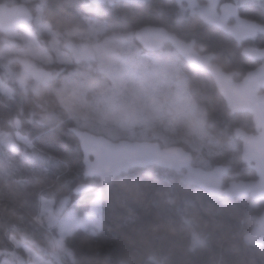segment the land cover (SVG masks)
<instances>
[{"label": "trees", "instance_id": "1", "mask_svg": "<svg viewBox=\"0 0 264 264\" xmlns=\"http://www.w3.org/2000/svg\"><path fill=\"white\" fill-rule=\"evenodd\" d=\"M0 4H27L34 13L32 22L14 28L34 24L38 14L54 32L85 30L97 20L107 33L127 35L147 55L148 63L162 53L178 59L188 92L205 110L208 130L220 144L197 143L190 126L177 117H163L146 130V139L136 140L158 141L162 147L182 145L203 169L226 166L230 175L225 185L256 179L255 171L243 162L237 136L239 128L255 131L252 116L232 113L213 78L191 69L173 47L148 52L134 38L144 26H163L211 52L215 62L233 72L238 81L254 70L256 62L242 53L243 45L229 33L206 24L198 14L182 19L177 5L164 0L113 5L88 0H0ZM240 9L243 16L264 26V0L246 1ZM5 33L0 32V50ZM36 36L45 38L40 33ZM251 44L264 48V30ZM19 65L17 60L11 67L17 71ZM48 65V77L41 79L50 80L36 89L34 79L26 86L21 84L0 58V135L22 134L32 144L11 147L0 137V264L13 252L25 256L12 236L54 264H264V245L255 247L244 241L264 210V199L214 196L189 183L183 170L157 165L134 168L108 184L87 177L78 133L88 131L114 141L128 137L117 136L109 118L103 128L97 122H86V105L81 102L72 107L78 111L69 112L63 96L76 91L80 100L94 103L98 93L112 85V77L107 68L99 71L95 63L55 61ZM2 80L13 95L3 92ZM83 184H91L92 189L76 193L75 188ZM96 193L101 195V212L100 227L95 230L75 228L62 237L42 216L44 199L59 201L68 196L70 207L83 214L90 210Z\"/></svg>", "mask_w": 264, "mask_h": 264}, {"label": "rangeland", "instance_id": "2", "mask_svg": "<svg viewBox=\"0 0 264 264\" xmlns=\"http://www.w3.org/2000/svg\"><path fill=\"white\" fill-rule=\"evenodd\" d=\"M186 1L184 7H188L190 12H198L212 23L220 22L218 15L215 14L218 11V0ZM236 1L244 3L262 0ZM206 8H214L215 11ZM182 13L184 14V11ZM259 27L260 30H264L263 25ZM38 33L44 34L45 38H37ZM3 39L5 45L0 50V58L5 61L11 74L25 86L30 79H34L36 89L47 84L50 79H41V71H48V64L55 61L65 64L82 61L89 65L95 63L99 66V71L107 68L112 77V85L101 90L94 103L86 104L84 100H80L81 94L76 91H69L63 96L69 112L71 109L78 111L72 108L75 107V103L81 102L86 105L83 109L85 121L88 123L97 122L98 126L103 128L106 119L109 118L114 122V132L117 136L125 134L128 139L136 140L138 137L146 139V130L163 117H177L190 126L197 143L215 146L220 144L212 138L208 130L205 110L188 92L187 81L180 73L178 59L168 58L162 53L155 56L152 63H148L145 58L147 55L139 52L127 35L107 33L105 26L97 20H92L85 30L73 28L64 32H54L42 20L41 14H38L34 24L16 27L6 32ZM17 60L20 61V65L15 71L11 64ZM69 82L68 84H71ZM128 82L130 87L127 86ZM1 86L3 92L13 95V89L5 80H2ZM0 137L11 147L32 146L22 134L14 137L3 133ZM193 163L195 165L194 160ZM226 186L224 184V188ZM69 202L68 196L59 201L49 199L42 201V216L49 226L58 228L62 237L71 229L95 230L100 227V193H96L90 210L83 214L77 207H70ZM11 238L18 247L23 248L25 256L22 258L17 252H13L2 261V264H15L16 261L18 264H54L22 239L13 236Z\"/></svg>", "mask_w": 264, "mask_h": 264}, {"label": "water", "instance_id": "3", "mask_svg": "<svg viewBox=\"0 0 264 264\" xmlns=\"http://www.w3.org/2000/svg\"><path fill=\"white\" fill-rule=\"evenodd\" d=\"M93 4L118 2H146L147 0H88ZM221 18H234L236 24L232 36L236 40L252 39L260 31L257 23L242 17L235 3L221 5ZM34 13L27 4H0V31L12 30L18 24H29ZM135 40L148 52H155L170 43L191 69L207 72L214 80L232 113H248L255 125L254 132L237 129L242 142L243 162L256 173L253 180H232L224 188V180L230 175L226 166L206 170L193 163V153L182 145L162 147L158 141H138L121 139L111 140L103 135L84 131L77 134L84 153V174L98 177L103 183L113 182L123 173L134 168H146L157 165L162 168L183 170L186 180L214 196L229 199L251 197L264 199V79H260L256 70L249 71L241 80H235L234 73L224 70L213 62L210 54H201L195 48V42H186L163 26L147 25L134 33ZM251 60L264 59V48L247 47L242 52ZM41 77H48V71H42ZM91 184L75 188L76 193L89 191ZM250 246L264 245V210L257 216L253 228L244 236Z\"/></svg>", "mask_w": 264, "mask_h": 264}, {"label": "flooded vegetation", "instance_id": "4", "mask_svg": "<svg viewBox=\"0 0 264 264\" xmlns=\"http://www.w3.org/2000/svg\"><path fill=\"white\" fill-rule=\"evenodd\" d=\"M147 1H149V0H147ZM146 1V2H147ZM164 1H167V2H170V3H173V5H177V7L179 8V14L181 15L180 17L182 18V19H184L185 17H186V15H191V14H198L199 16H201L202 17V19L205 21V23L206 24H211V25H215V26H217L218 28H220L221 30H223V31H225V32H227V33H229L230 35H231V37L235 40V41H237V42H239V43H241L242 45H243V49H242V52H243V50L245 49V48H247V47H256V46H253V44H251V42L253 41V39L255 38H252V39H245V40H236L233 36H232V31H233V28H234V26H235V24H236V21H235V19L234 18H230V19H227V20H225V19H222L221 18V15H222V12H221V5L222 4H224V3H227V2H232V3H235L236 5H237V7H238V9H239V13H240V15L242 16V17H244V18H246V19H248L246 16H243L242 15V13H241V9H240V5L242 4V3H237V1L235 2V0H218L219 2H218V11L215 13L216 15H218V17H219V20H220V22H217V24L216 23H212V22H210V21H208L207 19H205V17L203 16V15H201L200 13H198V12H190L189 10L190 9H188V7L187 8H185L184 7V5L186 4V0H164ZM202 1H204V2H207L208 0H202ZM206 9H210V10H214L215 11V9L213 8H206ZM182 11H184V14L182 13ZM213 17V16H212ZM248 20H250V19H248ZM251 21H253V22H255L254 20H251ZM255 23H257V22H255ZM258 24V23H257ZM154 26V25H153ZM258 26H260L259 24H258ZM259 29H260V27H259ZM261 31V30H260ZM259 31V32H260ZM1 32V31H0ZM7 32V31H6ZM180 38V37H179ZM180 39H182V40H184V41H186V42H191V41H193V40H191V38H188V39H183V38H180ZM196 42H195V48L201 53V54H210L212 57H213V62L214 63H217V62H215V59H214V56H213V54L211 53V52H207L206 50H205V48L204 47H201V46H196ZM172 47V45L170 44V43H165V45H164V47L163 48H161L160 50H158V51H155L156 53H160V52H162L164 49H166V48H168V47ZM259 48V47H258ZM254 62H256V66H255V68H254V70H256V73L258 74V76H259V78L262 80V79H264V59H262V60H253ZM218 64V63H217ZM221 66V65H220ZM205 72V71H204ZM261 73H263L262 75H261Z\"/></svg>", "mask_w": 264, "mask_h": 264}]
</instances>
